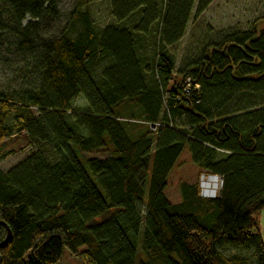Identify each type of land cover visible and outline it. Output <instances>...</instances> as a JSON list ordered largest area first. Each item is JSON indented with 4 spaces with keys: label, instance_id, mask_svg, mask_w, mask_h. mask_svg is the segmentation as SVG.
<instances>
[{
    "label": "trees",
    "instance_id": "16d2710c",
    "mask_svg": "<svg viewBox=\"0 0 264 264\" xmlns=\"http://www.w3.org/2000/svg\"><path fill=\"white\" fill-rule=\"evenodd\" d=\"M94 1L75 0L55 35L43 25L62 18L60 0H0V58L31 76L0 91V143L25 132L32 148L0 168L12 231L0 264H57L66 250L86 264H264V19L177 70L168 48L214 0H110L103 28ZM186 147L223 177L217 197L199 181L167 196Z\"/></svg>",
    "mask_w": 264,
    "mask_h": 264
},
{
    "label": "rangeland",
    "instance_id": "374dc122",
    "mask_svg": "<svg viewBox=\"0 0 264 264\" xmlns=\"http://www.w3.org/2000/svg\"><path fill=\"white\" fill-rule=\"evenodd\" d=\"M74 2L75 0H60L62 18L60 20L48 19L43 25L46 34L58 35L60 33L70 19ZM85 9L90 12L97 28H103L112 22L110 0L91 2ZM261 19H264V0H214L199 16H195L194 9L184 37L168 48L174 56L176 69L179 70L185 63L198 58L208 43L218 42L228 33L250 30L254 23ZM29 20L31 17H28L27 21ZM260 23L263 22L260 21ZM150 51L152 49L148 48V53ZM102 67L103 63L99 61L96 71L100 72ZM30 77L24 62L17 59L6 62L0 58V91L11 92L19 89L27 84ZM87 106V100L83 95H79L73 103V107L81 111ZM34 110L37 111V109ZM29 141V136L23 132L0 143V168L9 170L28 156L32 151L31 146L28 145ZM88 156L104 158L107 154L93 152ZM203 171L195 165L190 150L186 147L168 180L166 194L170 200L174 203L181 202L180 184L183 181L198 182ZM259 221L260 232L264 239V210L259 216ZM57 264H86V262L66 250L62 260Z\"/></svg>",
    "mask_w": 264,
    "mask_h": 264
},
{
    "label": "built area",
    "instance_id": "2783aa9c",
    "mask_svg": "<svg viewBox=\"0 0 264 264\" xmlns=\"http://www.w3.org/2000/svg\"><path fill=\"white\" fill-rule=\"evenodd\" d=\"M186 91L191 88V81L187 79L186 81ZM200 184V195L204 197L214 198L220 194L223 186V177L219 174L203 171L199 178ZM216 192V195H211V193Z\"/></svg>",
    "mask_w": 264,
    "mask_h": 264
},
{
    "label": "water",
    "instance_id": "95a60500",
    "mask_svg": "<svg viewBox=\"0 0 264 264\" xmlns=\"http://www.w3.org/2000/svg\"><path fill=\"white\" fill-rule=\"evenodd\" d=\"M153 127H155V125H153ZM0 225H6L7 229H8V235H7L6 239L0 243V247H4L9 242L11 235H12V231H11V228L6 224L5 221L0 220Z\"/></svg>",
    "mask_w": 264,
    "mask_h": 264
},
{
    "label": "clouds",
    "instance_id": "9594fccd",
    "mask_svg": "<svg viewBox=\"0 0 264 264\" xmlns=\"http://www.w3.org/2000/svg\"><path fill=\"white\" fill-rule=\"evenodd\" d=\"M216 194H217L216 192L211 193V195H213V196L216 195Z\"/></svg>",
    "mask_w": 264,
    "mask_h": 264
}]
</instances>
